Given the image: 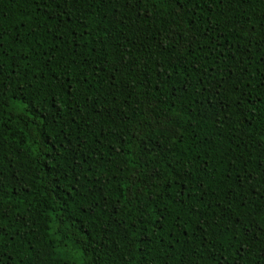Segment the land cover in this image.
Wrapping results in <instances>:
<instances>
[{
  "label": "trees",
  "instance_id": "trees-1",
  "mask_svg": "<svg viewBox=\"0 0 264 264\" xmlns=\"http://www.w3.org/2000/svg\"><path fill=\"white\" fill-rule=\"evenodd\" d=\"M178 11L0 0V264H264V0Z\"/></svg>",
  "mask_w": 264,
  "mask_h": 264
},
{
  "label": "snow or ice",
  "instance_id": "snow-or-ice-1",
  "mask_svg": "<svg viewBox=\"0 0 264 264\" xmlns=\"http://www.w3.org/2000/svg\"><path fill=\"white\" fill-rule=\"evenodd\" d=\"M134 2V0H133ZM156 0H152V3L155 4ZM175 2L178 4L179 6V11L176 13L177 15H180L183 12V8H184V4L186 2H189V0H175ZM47 7V5H46ZM55 18V17H53ZM254 31V29H253ZM174 39H177L178 43H182V47L183 48H188L189 46H191L194 42H195V34L194 33H185L183 35H180L178 38L175 37L174 35ZM0 216H3V210L0 209ZM262 230H264V226H261ZM3 239V236L0 235V240Z\"/></svg>",
  "mask_w": 264,
  "mask_h": 264
}]
</instances>
